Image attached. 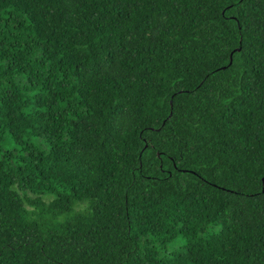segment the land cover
Listing matches in <instances>:
<instances>
[{
  "label": "trees",
  "instance_id": "16d2710c",
  "mask_svg": "<svg viewBox=\"0 0 264 264\" xmlns=\"http://www.w3.org/2000/svg\"><path fill=\"white\" fill-rule=\"evenodd\" d=\"M263 178L264 0H0V264H264Z\"/></svg>",
  "mask_w": 264,
  "mask_h": 264
},
{
  "label": "rangeland",
  "instance_id": "374dc122",
  "mask_svg": "<svg viewBox=\"0 0 264 264\" xmlns=\"http://www.w3.org/2000/svg\"><path fill=\"white\" fill-rule=\"evenodd\" d=\"M184 244V241L182 238H178L176 240H174L172 243L168 244V247L170 249H175L177 248L179 245H183Z\"/></svg>",
  "mask_w": 264,
  "mask_h": 264
},
{
  "label": "water",
  "instance_id": "95a60500",
  "mask_svg": "<svg viewBox=\"0 0 264 264\" xmlns=\"http://www.w3.org/2000/svg\"><path fill=\"white\" fill-rule=\"evenodd\" d=\"M264 181V178L262 179ZM264 190V189H263Z\"/></svg>",
  "mask_w": 264,
  "mask_h": 264
}]
</instances>
